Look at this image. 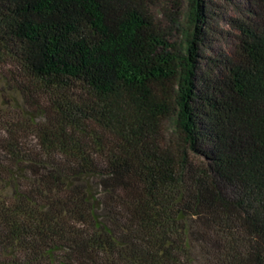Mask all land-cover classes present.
Segmentation results:
<instances>
[{
  "label": "trees",
  "instance_id": "trees-1",
  "mask_svg": "<svg viewBox=\"0 0 264 264\" xmlns=\"http://www.w3.org/2000/svg\"><path fill=\"white\" fill-rule=\"evenodd\" d=\"M0 264H264V0H0Z\"/></svg>",
  "mask_w": 264,
  "mask_h": 264
},
{
  "label": "rangeland",
  "instance_id": "rangeland-1",
  "mask_svg": "<svg viewBox=\"0 0 264 264\" xmlns=\"http://www.w3.org/2000/svg\"><path fill=\"white\" fill-rule=\"evenodd\" d=\"M0 133H1V126H0Z\"/></svg>",
  "mask_w": 264,
  "mask_h": 264
}]
</instances>
